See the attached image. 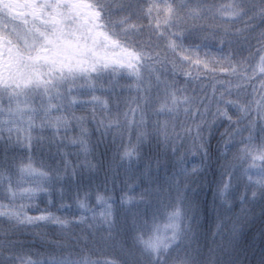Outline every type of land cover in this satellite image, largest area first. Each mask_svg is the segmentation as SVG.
Returning a JSON list of instances; mask_svg holds the SVG:
<instances>
[{"label": "clouds", "instance_id": "clouds-1", "mask_svg": "<svg viewBox=\"0 0 264 264\" xmlns=\"http://www.w3.org/2000/svg\"><path fill=\"white\" fill-rule=\"evenodd\" d=\"M88 6L25 0L40 12L22 20L0 6V264H264V0L217 21L244 41L226 91L182 109L133 98V118L106 95L125 69L102 34L148 53L105 0ZM213 7L160 12L216 20ZM97 92L99 109L81 99Z\"/></svg>", "mask_w": 264, "mask_h": 264}, {"label": "trees", "instance_id": "trees-1", "mask_svg": "<svg viewBox=\"0 0 264 264\" xmlns=\"http://www.w3.org/2000/svg\"><path fill=\"white\" fill-rule=\"evenodd\" d=\"M182 1L184 0H105L116 17L128 26L130 35L135 37L136 48H142L148 53L145 64L136 55L134 48L118 46L116 41L102 34V38L107 41L105 49L111 46L117 48V51H107L105 54V49H101V55L110 64H118L125 69L124 78L117 76L111 91L106 92V95L112 98L114 108L127 110L129 118L138 115L132 111L136 107L132 103L133 98L147 96L166 108L182 109L187 106L188 95L200 96L205 102L215 100L226 91L227 82L233 79L224 66L233 63L244 48V41L230 32L225 33L218 26L217 21L221 18L216 15V20L211 17L205 20L197 15L196 18L177 21L169 12L161 14L160 8L166 3L183 8L186 5H210L215 2ZM73 2L77 15H92L88 0ZM24 3L25 0H0V6L9 5V16L17 17L18 20L25 16L29 19L39 17V8H24ZM195 11L198 13L199 9ZM81 99L95 103L99 109L105 100V94L97 92L95 100L92 96ZM129 104L131 108L128 107ZM86 148L85 143L82 151ZM25 167L27 170L40 171L32 165ZM109 211V206L103 199L93 209L97 219L102 222L109 218Z\"/></svg>", "mask_w": 264, "mask_h": 264}, {"label": "rangeland", "instance_id": "rangeland-1", "mask_svg": "<svg viewBox=\"0 0 264 264\" xmlns=\"http://www.w3.org/2000/svg\"><path fill=\"white\" fill-rule=\"evenodd\" d=\"M192 1V0H190ZM189 0L182 1L183 3L190 2ZM214 3H210V5H214L212 8V13H215L216 16H219L221 19L227 20V16L221 15L230 5H234L238 2V0H214ZM57 23L60 21V17H54ZM2 27V25H0ZM70 43V42H69ZM29 168V167H28Z\"/></svg>", "mask_w": 264, "mask_h": 264}]
</instances>
